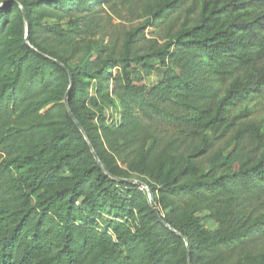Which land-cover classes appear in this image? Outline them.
I'll return each mask as SVG.
<instances>
[{"label": "trees", "instance_id": "obj_1", "mask_svg": "<svg viewBox=\"0 0 264 264\" xmlns=\"http://www.w3.org/2000/svg\"><path fill=\"white\" fill-rule=\"evenodd\" d=\"M185 1L159 0L150 19ZM4 2L0 264H264V214L249 208L264 204V119L206 157L209 135L239 119L232 106L264 91V0H195L163 46L135 51L136 28L120 55L84 42L103 0ZM70 77L71 112L109 174L68 114ZM159 117L175 127L165 144L149 122ZM118 179L146 184L182 237L146 190Z\"/></svg>", "mask_w": 264, "mask_h": 264}, {"label": "rangeland", "instance_id": "obj_2", "mask_svg": "<svg viewBox=\"0 0 264 264\" xmlns=\"http://www.w3.org/2000/svg\"><path fill=\"white\" fill-rule=\"evenodd\" d=\"M159 0H103L102 4H95L92 15L88 18L86 28L85 43L89 40L101 42L107 50L115 49L120 55L123 50V44L127 34L140 28L135 41L134 50L141 53H149L156 48L163 46L170 37L174 35L184 23L192 22L198 13L197 7H194L195 0H186L179 8L166 13L163 17L150 19V8L154 7ZM151 20V21H150ZM47 21V20H46ZM66 20L62 22L65 24ZM149 22V23H148ZM156 60L154 57L151 61ZM118 70H113L116 76ZM158 81L156 73L146 76L144 82L152 85ZM112 82V80H111ZM244 110H249L247 116H242ZM232 115H240L235 126L224 135L210 134L212 147L206 157L212 153L223 150L228 145L229 139L235 134L236 130L248 123H258L264 119V91L250 98L239 99L230 110ZM114 123H119V119L114 118ZM159 130L157 133L161 137L162 144L176 138L174 124L165 118L159 117L152 119ZM182 150H186L187 145L183 144ZM161 147V146H160ZM189 151L187 152V154ZM144 189V188H142ZM145 190V189H144ZM261 202H264L261 200ZM156 204V203H155ZM249 208H252L255 214H264V204L253 203L249 200ZM157 208V205H156ZM264 252V239L258 241V251Z\"/></svg>", "mask_w": 264, "mask_h": 264}, {"label": "water", "instance_id": "obj_3", "mask_svg": "<svg viewBox=\"0 0 264 264\" xmlns=\"http://www.w3.org/2000/svg\"><path fill=\"white\" fill-rule=\"evenodd\" d=\"M5 4V2L3 4L0 5V8L3 7ZM21 10H22V13H23V16H24V20H25V23H26V36H25V40H26V44L28 46L29 45V40H28V34H29V21H28V18H27V15L24 11V9L20 6ZM34 51H36L35 49H33ZM37 52V51H36ZM52 60V59H51ZM54 62H57L56 60H53ZM61 65V64H60ZM64 69H66L65 66L61 65ZM73 85V79L72 77H70V85H69V88H68V91L66 93V96H65V99H64V103H65V106H66V109L68 111V114L70 115V117L75 121L76 125L78 126V128L80 129V131L82 132V134L84 135L89 147H90V150L94 156V158L96 159L97 163L99 164V166L107 173L109 174V171L108 169L106 168V166L101 162V160L99 159V157L97 156V154L95 153L93 147L91 146L88 138L86 137V134L84 132V130L82 129V127L80 126V124L78 123V121L74 118L72 112H71V109L69 107V102H68V95L70 93V90H71V87ZM119 181H125V182H130V183H133V184H136L138 186H140L141 188H144L146 190V192L148 193V196H149V200H150V205L151 207L153 208V210H155L156 212V215L158 216V219L161 223L165 224L171 231H173L175 234H177L178 236L182 237V235L178 232H176L171 226H169L168 224H166L162 217L159 215L158 211H157V208H156V204H155V200H154V196H153V193L152 191L149 189V187L144 184L143 182L139 181V180H135V179H129V180H124V179H118ZM184 241L185 243L188 245V241L187 239L184 238Z\"/></svg>", "mask_w": 264, "mask_h": 264}]
</instances>
